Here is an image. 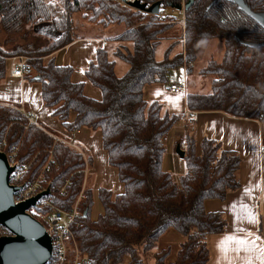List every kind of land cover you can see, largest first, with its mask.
Masks as SVG:
<instances>
[{
	"label": "trees",
	"instance_id": "obj_1",
	"mask_svg": "<svg viewBox=\"0 0 264 264\" xmlns=\"http://www.w3.org/2000/svg\"><path fill=\"white\" fill-rule=\"evenodd\" d=\"M140 1L148 7L158 0ZM160 1L159 14H152L121 0H0V82L6 79L9 60L25 56L23 77L41 84L44 106L66 131L87 128L102 133L108 162L124 187L123 193L105 186L94 191L88 185L94 162L86 148L32 119L21 105L0 102L3 150L16 151L15 160L29 165L22 182L40 179L56 207L67 210L77 204L82 214L72 229L69 261L76 246L90 264H151L149 259L153 264L210 262L208 237L226 232L227 219L220 211H207L205 201L225 200L241 188L242 157L215 138L198 140L194 127L187 124L185 172L176 177L165 171V138L187 116L144 98V87L167 83L172 70L185 66L188 73L192 71L201 43L219 39L225 49L221 60L212 57L199 70L211 77L212 87L207 94L188 93L189 110L256 119L263 127L264 147V46L246 45L264 43V27L229 0H194L186 10L177 6L190 0ZM245 2L264 13V0ZM166 8L178 9L180 15L165 13ZM76 14L104 29L123 27L113 40L121 42L115 55L128 64L125 73H116L107 46L97 49L85 70L101 98L87 96L85 83L73 80L74 68L55 58L78 38ZM46 21H52L60 35L41 41L31 28ZM178 25L181 33L171 36ZM28 27L30 34L24 31ZM22 31L25 34L17 37ZM1 32L7 34L3 41ZM164 38L170 44L159 60L156 51ZM179 45L183 48L176 51ZM96 199L104 211L94 219ZM32 214L46 224L39 212ZM171 227L186 239L169 263L170 249L159 251L156 243Z\"/></svg>",
	"mask_w": 264,
	"mask_h": 264
},
{
	"label": "crops",
	"instance_id": "obj_2",
	"mask_svg": "<svg viewBox=\"0 0 264 264\" xmlns=\"http://www.w3.org/2000/svg\"><path fill=\"white\" fill-rule=\"evenodd\" d=\"M91 26L95 28H92L93 32L79 34L76 41L58 51L55 58L58 64H68L74 68L73 80L85 83L84 90L87 96L101 98L100 89L90 83L85 75V70L91 59L95 57L97 49L110 46L109 39L113 40L118 36L123 31V27L110 26L104 29L91 23H85L84 28L90 29ZM45 28L44 22H39L33 26V32L40 37H52ZM59 35L60 32H58L57 37ZM57 37H52V39ZM105 41L107 44L104 45ZM113 41L116 51L121 42ZM127 45L132 48L131 44L127 43ZM208 60L202 62L200 66H197V62L193 63L192 71L189 73L185 66L181 67L182 72H184L183 77L181 73L176 75L172 70L167 83L146 85L144 98L150 102L151 100H158L164 104L165 108L167 107L169 112L187 116L165 138V145H167V153L163 159L165 171H170L176 177L185 172V160L183 156L179 155L178 148L184 150L183 142L187 124L194 127L198 140L205 137L215 138L223 143L224 148L235 150L242 157L239 170L241 188L230 192L225 200L205 201L207 211H220L227 219L226 232L214 233L208 237L207 242L211 251L208 264H264V233L261 229L264 216L263 127L256 119L237 118L226 112L211 110L191 112L189 110L186 101L187 94L204 93V87L210 89L212 87L211 83L206 86V79L199 71ZM8 63L6 79L0 82V102L21 105L27 109L33 117L32 119L43 122L47 127L67 136L78 145L79 141L84 143L94 162L90 173L96 172L97 174V185H95L94 191L103 184L116 193H123L124 187L119 182L116 169L103 168L105 161L108 162V154L105 149H101L102 133L95 131L93 134L87 128H82L76 132L66 131L62 122L52 116L51 109L44 106L41 84L36 81H27L25 77H12L10 71L16 65V61L12 58ZM128 67V64L124 66L122 72H125ZM190 73H192V79L189 77ZM184 77H186V88L179 92L170 91L169 85ZM100 160L103 162L102 164ZM95 205L98 209L95 206L96 211L92 215L94 219L104 211L98 199H96ZM176 232L171 227L157 241V250L170 249L169 259L167 258L169 263L177 258L180 246L186 239L182 234Z\"/></svg>",
	"mask_w": 264,
	"mask_h": 264
},
{
	"label": "water",
	"instance_id": "obj_3",
	"mask_svg": "<svg viewBox=\"0 0 264 264\" xmlns=\"http://www.w3.org/2000/svg\"><path fill=\"white\" fill-rule=\"evenodd\" d=\"M123 3L136 9L159 14L162 1L158 0L147 7L140 0H121ZM194 0L186 5H178L179 10L190 8ZM236 3L238 8L264 27V13L251 9L245 0H229ZM176 8V9H177ZM249 47H262L264 43H246ZM184 150L178 148V153L184 156ZM15 166L10 165L7 154L0 151V223L7 227L12 235L0 237V264H46L53 256L52 237L49 236L46 226L36 219L30 212L36 207L38 200L48 196L50 189H46L37 196L16 202L15 193L22 189L12 183L11 175Z\"/></svg>",
	"mask_w": 264,
	"mask_h": 264
},
{
	"label": "built area",
	"instance_id": "obj_4",
	"mask_svg": "<svg viewBox=\"0 0 264 264\" xmlns=\"http://www.w3.org/2000/svg\"><path fill=\"white\" fill-rule=\"evenodd\" d=\"M184 5L185 4H183V6ZM182 20L184 22V18ZM105 44H107V41L104 42V45ZM14 60L16 61V65L14 66V68L11 69L10 75L12 77L24 78L23 76L27 72V64H26L27 58L25 56H18L17 58H14ZM185 79L186 77L179 79L178 81L170 84L169 85L170 91L179 92L180 90L185 89L186 88ZM21 110L26 111L24 107H21ZM191 122L193 121L191 120ZM5 144H6L5 141L4 144L0 143V151H3L2 148L3 145ZM4 152L6 153V151ZM6 154L10 165L15 166V170L11 175L12 183L18 186H22V189L15 193L16 202H23L25 200L33 198L37 196V194H39L40 192L46 190V188L43 187L42 184L40 183V179L23 183L22 178L24 172L28 170L29 165L23 162L18 163L15 160V156L17 152L14 153L7 152ZM83 196L84 195L82 193L80 197ZM42 210H45V212H43ZM29 212L31 214L38 212L40 213V215L44 218V221L46 222V224L43 222L46 226V230L49 236L52 237L54 252L51 260L48 261L46 264H67L68 262L69 264H90V262L86 258L82 259L76 246H75V250H76L75 256L69 261L70 258L69 245L73 240L72 229L75 225L77 226L78 224L77 219L82 215L81 212L79 211L77 204H75L72 209L64 210L59 207H56L53 204V202H51V200L48 199V196H45L42 199L38 200L37 206L31 207V209H29ZM261 229L264 233V216L261 222ZM10 235H12L11 231L0 223V237L10 236Z\"/></svg>",
	"mask_w": 264,
	"mask_h": 264
},
{
	"label": "rangeland",
	"instance_id": "obj_5",
	"mask_svg": "<svg viewBox=\"0 0 264 264\" xmlns=\"http://www.w3.org/2000/svg\"><path fill=\"white\" fill-rule=\"evenodd\" d=\"M53 1H58V0H53ZM164 12L165 13H173L174 15H180L179 14V10L177 9V10H174V9H171V8H166L165 10H164ZM75 17H76V22H77V31L76 32H78V35L80 34H86V33H88V34H90L91 32H93V29L92 28H94V27H90V29H88V28H84V26H85V23H87V21L84 19V17H82V15L81 14H76L75 15ZM184 17H182V19H183ZM44 26L46 27L45 28V30H46V32L50 35V36H52V37H57V35H58V32H57V30H56V28H55V26H54V24H53V22H51V21H46V22H44ZM95 29V28H94ZM31 30H32V32H33V29L31 28ZM24 31H26V33H29L30 32V27H28V29H25ZM24 31H22V32H20L21 34H19V32L17 33V37H18V35H22V33L23 34H25L24 33ZM57 32V35H56V32ZM54 32V33H53ZM34 33V32H33ZM181 33V28L179 27V25L176 27V30H174V32L171 34V36H178L179 34ZM30 34V33H29ZM15 35H11V36H15ZM48 38H50V39H52V37H49V36H47ZM7 38V34H5V33H2L1 32V40L3 41V40H5ZM42 38V40L41 41H44L45 39H47V38H44V37H41ZM18 40H22V39H18ZM110 40V46H108V49H109V51H110V58L112 59V60H115L116 61V63H117V68H116V72H117V74H120L121 75V73H125V72H122V68L124 67V66H126L127 65V63L123 60V59H119L116 55H115V44H114V41L113 40H111V39H109ZM169 44H170V42H169V39H167V38H164L163 39V41H161V43H160V45H159V47L157 48V51H156V58H158L159 60H161V59H163V56H164V51H165V49L169 46ZM183 45H179L177 48H176V51H178V50H181L183 47H182ZM224 42L223 41H221V40H219V39H214V40H211V41H207V42H203V43H201L200 45H199V48H198V60L196 61L197 62V66H200L201 64H202V62L204 63V61H206V60H208V58H215V59H222V55H223V52H224ZM174 74H176V75H179V73H181L182 74V77L184 76V72H182V69H181V67H179V69H175L174 70ZM194 74V73H193ZM189 77L192 79V73H190V75H189ZM190 79V80H191ZM205 79H206V83H207V85L206 86H209L210 85V83H211V77L210 76H208V77H205ZM205 89H204V93H209L210 92V88H208V87H204ZM91 131V133H93V134H95L94 132L95 131H99V130H94V131H92V130H90ZM79 143V145H80V143H81V146L83 147V148H85L86 147V145L84 144V143H82L81 141H79L78 142ZM2 144H4V143H2ZM101 147H102V144H101ZM101 149H103L104 150V148L102 147ZM2 150H3V148H2ZM86 150H88V149H86ZM4 151V150H3ZM11 153H14V152H16V151H10ZM7 153V152H6ZM100 162H101V164L103 163L101 160H100ZM106 163H104L103 165V168H111V169H113V167L112 166H110V164H108V162H107V160L105 161ZM113 170H115V169H113ZM89 179H88V185L90 186V187H92V188H94L95 189V185H97V174H96V172H92V173H90L89 174ZM112 178H114V177H112ZM111 179V178H110ZM110 181H112V179L110 180ZM101 186H104L103 184H101ZM96 206V205H95ZM97 207V206H96ZM96 207H95V209H94V211H93V213L96 211ZM97 209H98V207H97ZM171 229V228H170ZM173 229V228H172ZM177 233V232H176ZM157 244L158 243H156V249H158L157 248ZM168 259H169V257H168ZM149 262H151V264H153L154 262L152 261V260H150L149 259ZM169 262V261H168Z\"/></svg>",
	"mask_w": 264,
	"mask_h": 264
}]
</instances>
